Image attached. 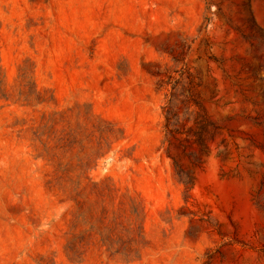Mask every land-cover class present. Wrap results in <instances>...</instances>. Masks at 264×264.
<instances>
[{"label":"rangeland","instance_id":"obj_1","mask_svg":"<svg viewBox=\"0 0 264 264\" xmlns=\"http://www.w3.org/2000/svg\"><path fill=\"white\" fill-rule=\"evenodd\" d=\"M0 264H264V0H0Z\"/></svg>","mask_w":264,"mask_h":264}]
</instances>
